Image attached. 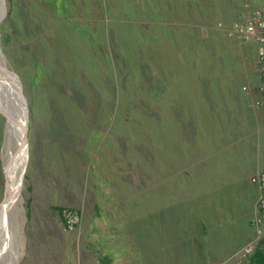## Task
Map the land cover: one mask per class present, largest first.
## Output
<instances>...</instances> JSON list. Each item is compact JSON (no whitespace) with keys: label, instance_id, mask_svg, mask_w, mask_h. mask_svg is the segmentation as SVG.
Segmentation results:
<instances>
[{"label":"rangeland","instance_id":"374dc122","mask_svg":"<svg viewBox=\"0 0 264 264\" xmlns=\"http://www.w3.org/2000/svg\"><path fill=\"white\" fill-rule=\"evenodd\" d=\"M255 1L0 0L30 117L1 264H253L264 223L240 212L259 195L241 156L264 108L256 46L227 30ZM7 143L0 113V202Z\"/></svg>","mask_w":264,"mask_h":264},{"label":"built area","instance_id":"2783aa9c","mask_svg":"<svg viewBox=\"0 0 264 264\" xmlns=\"http://www.w3.org/2000/svg\"><path fill=\"white\" fill-rule=\"evenodd\" d=\"M253 10L243 14L242 18L228 28L227 34L240 42H253L256 46L254 57V72L258 77L256 91L258 97L255 100L256 107L264 108V0H256ZM248 93L254 92L247 87ZM260 190L257 211L253 218V224L259 228L264 223V172L259 173L256 178ZM80 214L73 208H67L63 212L64 224L67 228H74L80 221ZM253 247L247 249L251 252Z\"/></svg>","mask_w":264,"mask_h":264},{"label":"bare ground","instance_id":"6f19581e","mask_svg":"<svg viewBox=\"0 0 264 264\" xmlns=\"http://www.w3.org/2000/svg\"><path fill=\"white\" fill-rule=\"evenodd\" d=\"M4 1V0H3ZM4 12L3 6L0 2V23L3 20ZM2 52L0 51V56ZM15 91L13 96L16 95L18 98L20 106L24 107V104L21 100V95L19 93V84L17 83L15 86ZM0 108L3 110L4 114L9 119L7 123V134H8V146H7V156L14 151L15 148L18 147L22 140L23 132L18 127V123H23L26 119V114L22 108H17L15 104V99L10 95L9 89H7L6 85L1 84L0 86ZM17 123V124H16ZM7 136V135H6ZM7 141V140H6ZM28 162V153L25 149L16 159V161L10 166L9 169V179L11 181L13 194L11 201L9 202L6 210L0 211V238L4 239L7 235V219H10V212L12 211L15 201L18 196L21 194V187L23 182V174L26 169V165ZM16 212V211H15ZM18 231V230H16ZM16 238V237H14ZM8 239V237H7ZM6 239V241H8ZM4 241V240H3ZM15 258V257H14ZM1 264V263H0ZM14 264V263H13Z\"/></svg>","mask_w":264,"mask_h":264},{"label":"water","instance_id":"95a60500","mask_svg":"<svg viewBox=\"0 0 264 264\" xmlns=\"http://www.w3.org/2000/svg\"><path fill=\"white\" fill-rule=\"evenodd\" d=\"M0 51H1V47H0ZM17 83L19 84V93L21 95V100L24 104V107L20 106L21 104H19L18 98L16 97V95L13 96V94H12V93L16 92L15 86ZM1 84L6 85L7 89H9L10 95L15 99V104H16L17 108H20V109L22 108V110H24V112L26 114V119L24 120L23 123H21V122L18 123V127L23 132V136H22V140H21L20 144L18 145L17 148L14 149V151L12 153L9 154L8 158L5 159L4 163H3L4 164L3 165L4 166V173H5V177H6V183H5L6 185H5L4 197H3L2 201L0 202V211L7 209V206L9 204V202L11 201L12 194H13V189H12L11 181L9 179V174H8L10 166L16 161L18 156L25 149L27 150L28 158H29V151H30V144H29V121H30V117H29L28 102H27V99L25 97L24 90H23V83H22L20 77L6 65V62H5L3 55L0 56V86H1ZM0 113H2L6 117V122H8L9 119L4 114V112L1 108H0ZM6 126H7V123H6ZM24 173H25V171H24Z\"/></svg>","mask_w":264,"mask_h":264},{"label":"crops","instance_id":"0c3cea01","mask_svg":"<svg viewBox=\"0 0 264 264\" xmlns=\"http://www.w3.org/2000/svg\"><path fill=\"white\" fill-rule=\"evenodd\" d=\"M257 95L258 93L256 92V89H254L253 96L256 97ZM252 106L254 107L253 104ZM255 108H258V107H254V109ZM256 110H260L261 112L256 111L255 124L257 125V136H256V143L254 144V147H253V156L250 157L247 154H244L243 156H241V158H244L249 162L250 167L255 168L253 175H258L259 173L264 172V110L262 108H258ZM240 120L243 122L248 121L247 118H242ZM258 192L260 194L259 187H258ZM258 198H259V195L256 198L255 197L250 198L251 202L246 210L240 208V212L244 211L243 217H246V222H248L249 225H254L253 218L257 211ZM242 233L244 236L246 235V237H248V242L246 243L247 245L254 236L253 235H252L253 237L250 236L246 228L244 229ZM114 248L115 247H112L111 250L108 249V251L110 253L112 252L114 253L113 251ZM85 250L88 251V248H86ZM115 253H117L116 250H115ZM80 264H105V263L104 261L99 260V258L92 256V253H88L82 259H80Z\"/></svg>","mask_w":264,"mask_h":264},{"label":"trees","instance_id":"16d2710c","mask_svg":"<svg viewBox=\"0 0 264 264\" xmlns=\"http://www.w3.org/2000/svg\"><path fill=\"white\" fill-rule=\"evenodd\" d=\"M257 92V91H256ZM63 209H60L62 213ZM250 260L253 264H264V237L255 246L253 254L250 255ZM105 264H110L107 260L104 261Z\"/></svg>","mask_w":264,"mask_h":264}]
</instances>
